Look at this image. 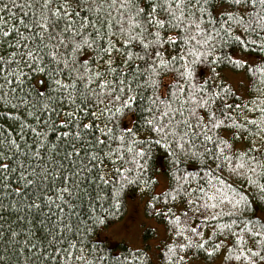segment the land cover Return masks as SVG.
Listing matches in <instances>:
<instances>
[{
	"label": "snow or ice",
	"instance_id": "1",
	"mask_svg": "<svg viewBox=\"0 0 264 264\" xmlns=\"http://www.w3.org/2000/svg\"><path fill=\"white\" fill-rule=\"evenodd\" d=\"M226 66L248 74L243 98ZM262 105L264 0H0V264H121L105 233L128 189L153 215L162 197L227 216L228 260L264 264ZM168 213L167 260L214 251Z\"/></svg>",
	"mask_w": 264,
	"mask_h": 264
},
{
	"label": "trees",
	"instance_id": "2",
	"mask_svg": "<svg viewBox=\"0 0 264 264\" xmlns=\"http://www.w3.org/2000/svg\"><path fill=\"white\" fill-rule=\"evenodd\" d=\"M216 71L220 73L221 77L225 81H226L224 77L225 71H231L235 74H243L246 77L248 84H249L248 74H246L244 69L242 68H237L234 70L231 66H226V67H218ZM37 79L42 83V80H43L42 77H38ZM236 94L238 97L243 98L242 94L238 93L237 91H236ZM239 102L240 100L238 99L237 103ZM154 165H155L157 172H159L160 174H164L167 178V181H169V176L167 173L170 169L168 165L167 156L157 153V155L155 156ZM185 167H190V170L193 172L201 171L198 165L192 166L191 162H187L185 164ZM169 191H170V188L166 187V190L162 193H166ZM137 197H142L146 199V205H145L146 218L150 220H154L157 224L165 228V234H166L165 241L161 243L159 242L157 245V249H158L157 264H192L195 262H201L203 264H213L217 260L221 261V264H232V262L229 261L228 258L232 255V252L235 249V246L234 245L229 246L228 245L229 237H227L224 233H221L220 231H218L216 227L220 223H225V224L231 223L230 219L227 216L218 217L216 221L209 219L201 223V217L199 216V214H197L192 219H189V217H192V212L189 210V208L185 207V208H181L180 210H178L176 207H172V205L173 203L179 205L180 203L179 201L174 202L170 199L168 201H165L163 200L162 197L153 202L157 207L161 208V215H153L150 212H146L147 201L149 197L143 196L137 189L127 190L126 202H127V199H135ZM165 203H167L168 208L172 209V214L180 217V224L186 225L184 233H183V237H191L193 240H200L201 237H203L204 248L214 249V251H212L211 254H209V252L205 251L204 249H197L195 247V244H193L191 249L185 248V249L178 250L179 256H184L185 259L183 260L178 259L175 251L172 254L171 261L166 259L168 255V251H167V248H165V244L170 245L173 242L172 240H169V237L172 236L173 234L170 231H168V227L173 226L170 223L173 219V216L168 213V208L163 207ZM258 209L264 210V205H260L259 208H257L254 205L251 211H255L257 213ZM125 214L126 212L124 213L123 218L125 217ZM122 219H120L119 222ZM191 227H196L197 232L200 233L201 236H194L191 233ZM155 236L156 234L153 229H148L145 231L144 241L146 242L145 244L146 249L143 248L139 250H131L125 243H118L115 246L114 245L111 246V250L113 252H118L121 254V257H122L121 264H155L149 255L150 252L147 251L149 247V245L147 244L148 241L150 240V238L152 237L154 238ZM183 237H173V240L178 241V242H185ZM217 244H219V247H217ZM246 247L251 249L252 251L257 250L256 247L253 246L250 241H246ZM129 253L131 255H129L128 260L124 261L123 256L128 255ZM136 256H139L140 259L139 260L134 259V257ZM235 264H248V262L241 260V261L235 262ZM257 264H260L259 260H257Z\"/></svg>",
	"mask_w": 264,
	"mask_h": 264
},
{
	"label": "rangeland",
	"instance_id": "3",
	"mask_svg": "<svg viewBox=\"0 0 264 264\" xmlns=\"http://www.w3.org/2000/svg\"><path fill=\"white\" fill-rule=\"evenodd\" d=\"M224 77L226 81L234 86V90L238 93L243 94L248 85V81L243 74H235L231 71H225ZM159 184L157 188L160 192L166 190L168 184L167 178L164 174L159 176ZM145 205L146 199L137 197L135 199H127L126 202V214L125 217L112 229L105 233L111 246H115L118 243H125L131 250H139L145 247L146 242L144 241V233L148 229H153L156 236L150 238L148 241L149 255L151 259L157 264V245L160 242L165 241V228L157 224L154 220L147 219L145 216ZM261 210H257L259 216ZM192 264H203L201 262H195ZM213 264H221V261L217 260Z\"/></svg>",
	"mask_w": 264,
	"mask_h": 264
}]
</instances>
